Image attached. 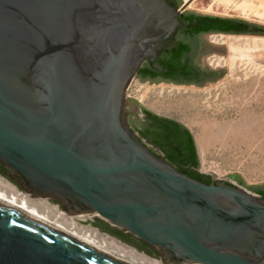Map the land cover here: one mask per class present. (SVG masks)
<instances>
[{
  "label": "water",
  "instance_id": "1",
  "mask_svg": "<svg viewBox=\"0 0 264 264\" xmlns=\"http://www.w3.org/2000/svg\"><path fill=\"white\" fill-rule=\"evenodd\" d=\"M180 14L166 0H0V166L163 264H264V199L178 172L131 129L127 90ZM0 264L126 263L0 206Z\"/></svg>",
  "mask_w": 264,
  "mask_h": 264
},
{
  "label": "rangeland",
  "instance_id": "2",
  "mask_svg": "<svg viewBox=\"0 0 264 264\" xmlns=\"http://www.w3.org/2000/svg\"><path fill=\"white\" fill-rule=\"evenodd\" d=\"M201 1L203 7L210 2ZM234 1L219 14L186 9L183 0H175V5L181 13L240 20L264 30V17L249 8H236L242 0ZM247 1L261 9L260 0ZM208 34L191 37L179 32L171 44H189L194 49L190 63L199 71L217 76L188 85L136 77L126 93V114L138 138L134 127L141 124L140 108L179 122L193 138L198 174L259 196L257 192L264 190V48H254L252 39L264 38V34L233 35L240 37L237 50L211 43L205 39ZM46 202L61 211L53 201ZM75 221L94 230L89 219Z\"/></svg>",
  "mask_w": 264,
  "mask_h": 264
},
{
  "label": "trees",
  "instance_id": "3",
  "mask_svg": "<svg viewBox=\"0 0 264 264\" xmlns=\"http://www.w3.org/2000/svg\"><path fill=\"white\" fill-rule=\"evenodd\" d=\"M179 21L181 27L185 28L184 32L191 37L208 33L242 34L247 25L240 20L195 16L193 14H180ZM256 29L257 33L264 34L263 29ZM174 40L175 38L169 42L154 62L147 61L142 65L137 72V78L152 80L155 77H160L161 80L167 82L198 83V78L200 79L199 69L190 63L194 49L182 41L171 44ZM214 76L217 75L210 74L209 77ZM144 116L150 126L139 132L140 139L158 149L162 153V158L178 172L206 185L213 183L209 177L196 172L198 160L195 146L191 135L183 126L177 122L157 117L150 112H145ZM0 176L7 179L2 169ZM258 195L264 199V190L260 191ZM143 247L148 250L146 246ZM148 255L159 259L150 250H148Z\"/></svg>",
  "mask_w": 264,
  "mask_h": 264
},
{
  "label": "bare ground",
  "instance_id": "4",
  "mask_svg": "<svg viewBox=\"0 0 264 264\" xmlns=\"http://www.w3.org/2000/svg\"><path fill=\"white\" fill-rule=\"evenodd\" d=\"M209 5L202 6L201 0H183L186 9H195L200 12L219 14L228 8L234 0H209ZM242 0L241 4H235L236 8H249L253 13L264 17V0H260V8H255L252 3ZM223 9V10H222ZM253 9V10H252ZM205 39L211 43L225 45L230 50H237L236 43L240 37L224 34H208ZM253 47L264 48V38H253ZM0 206L15 212L31 221H34L50 230H53L91 250L113 257L126 264H163L138 254L132 249L124 247L115 241L100 235L95 229H87L75 220L86 221L85 216H70L59 211L57 207H51L46 200L28 197L19 192L12 184L0 178Z\"/></svg>",
  "mask_w": 264,
  "mask_h": 264
},
{
  "label": "flooded vegetation",
  "instance_id": "5",
  "mask_svg": "<svg viewBox=\"0 0 264 264\" xmlns=\"http://www.w3.org/2000/svg\"><path fill=\"white\" fill-rule=\"evenodd\" d=\"M166 2L172 7L176 6L175 5L176 4L175 0H166ZM181 14L189 15V14H186V13H181ZM193 15H195V14H193ZM195 16H200V15H195ZM184 29H185L184 27L180 26L178 28V30H177L176 36H177V34L179 32H184ZM197 36H199V35H197ZM175 39H176V37H175ZM199 72H200V79L198 78V82L199 83L201 82V80H206V79L210 78V77L209 78H205V75H209V74H206V73H204L202 71H199ZM152 80H161V79H160V77H155ZM161 81H163V80H161ZM165 82H167V81H165ZM170 83L179 84V85L192 84V83H185L183 81L170 82ZM0 168L3 170V173H6V170L4 168H2V167H0ZM1 169H0V174H1ZM89 222H90V225L93 227V229H95L99 234L104 235L105 237L115 241L116 243H118V244H120V245H122L124 247L132 249L133 251H135L138 254H142L144 256L150 257L148 255V250L149 249L148 250L145 249L143 247L145 245L141 244L140 242L134 240L133 238H131L129 236H126V235L122 234L121 232L117 231L114 228H111L106 223H104L103 221H100L98 219H91Z\"/></svg>",
  "mask_w": 264,
  "mask_h": 264
},
{
  "label": "crops",
  "instance_id": "6",
  "mask_svg": "<svg viewBox=\"0 0 264 264\" xmlns=\"http://www.w3.org/2000/svg\"><path fill=\"white\" fill-rule=\"evenodd\" d=\"M145 80H147V81H153V80H150V79H145ZM139 112H140V117H141V124L139 125V126H137V127H134V130L138 133V135H139V132H142V131H144L146 128H148L150 125L147 123V119L145 118V116H144V113L145 112H148L147 110H145V109H142V108H140L139 109ZM153 115H155V114H153ZM155 116H157V117H160V118H163V119H167V120H170V121H174V122H177V121H175V120H172V119H169V118H166V117H161V116H158V115H155ZM177 123H179V122H177ZM180 124V123H179ZM181 126H183L182 124H180ZM184 127V126H183ZM185 128V127H184ZM186 129V128H185ZM187 130V129H186ZM188 131V130H187ZM189 132V131H188ZM190 134V133H189ZM191 135V134H190ZM191 138H192V136H191ZM192 141H193V138H192ZM193 143H194V141H193ZM195 146V145H194ZM197 155V154H196Z\"/></svg>",
  "mask_w": 264,
  "mask_h": 264
},
{
  "label": "built area",
  "instance_id": "7",
  "mask_svg": "<svg viewBox=\"0 0 264 264\" xmlns=\"http://www.w3.org/2000/svg\"><path fill=\"white\" fill-rule=\"evenodd\" d=\"M141 142L152 152V153H154L156 156H159V157H162V153L158 150V149H156V148H154V147H152L151 145H149L148 143H146L144 140H142L141 139ZM214 180V179H213Z\"/></svg>",
  "mask_w": 264,
  "mask_h": 264
}]
</instances>
